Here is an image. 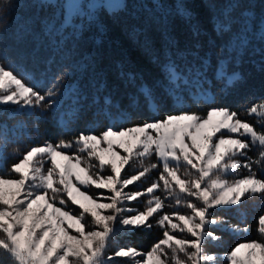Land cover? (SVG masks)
I'll return each instance as SVG.
<instances>
[{
    "label": "snow or ice",
    "instance_id": "snow-or-ice-1",
    "mask_svg": "<svg viewBox=\"0 0 264 264\" xmlns=\"http://www.w3.org/2000/svg\"><path fill=\"white\" fill-rule=\"evenodd\" d=\"M8 2L0 0L4 5ZM238 4L239 0H228V5L215 18L214 31L220 35L232 31L233 13ZM40 6L62 9L59 28L54 23H45L49 35L54 29L62 34L69 27L76 32L98 24L95 10L102 7L94 0H58L57 3L41 0ZM107 7L111 11L126 8V4L116 0ZM175 13L188 24L195 48L202 31L195 9L185 0H176ZM74 17H79L81 23H74ZM241 20L242 31L232 42L233 52L246 48L251 38H258L264 44V18L257 21L252 11L246 10ZM3 24L0 16V31ZM3 60L0 51V105L11 104L21 109L54 106L53 89L41 94L10 66L6 68ZM163 67L169 94L182 106L179 86L187 83V79L177 71L175 60L166 58ZM218 75L226 86L240 79L238 73L229 75L223 66L218 68ZM124 78L135 79L127 72ZM142 93L156 110L152 89L145 87ZM105 104H110L107 98ZM245 112L264 118V101ZM7 131L6 127H0V144L8 142ZM249 148L258 149L256 159L247 157ZM68 150H72L71 154ZM152 155L162 165L158 181L143 192L124 191L158 168V164L143 167L130 177L122 174L125 166ZM240 157H245L246 162ZM0 159H6L2 149ZM253 164L264 167V125L258 131L227 107L210 108L206 116L181 110L128 128L109 127L99 136L81 133L72 140L62 139L55 144L46 141L33 146L0 175V264L5 260L10 264H111L116 257L129 258L134 264H203L205 261L214 264L217 258L203 253V243L206 238L219 239L208 231V226L221 220L211 218L210 210L238 205L246 196H264V178L251 171ZM241 166L249 170L248 175L227 179L238 173ZM160 182L161 190L174 199L175 206L188 211L159 216L156 223L164 229L163 238L146 253L132 247H118L112 255H106L109 241L122 229L151 228L149 219L165 207L161 197L153 195L161 188ZM91 188L107 189L111 193L106 197L109 202H100L102 194L97 196L83 190ZM145 194L151 199L144 211L132 214V209L123 207L125 201ZM173 217L177 222H173ZM232 230L239 229L232 226ZM257 231L264 237V215L258 217ZM177 232L185 235L177 236L174 234ZM226 260L228 264H264V239L239 243L227 253Z\"/></svg>",
    "mask_w": 264,
    "mask_h": 264
},
{
    "label": "trees",
    "instance_id": "trees-1",
    "mask_svg": "<svg viewBox=\"0 0 264 264\" xmlns=\"http://www.w3.org/2000/svg\"><path fill=\"white\" fill-rule=\"evenodd\" d=\"M185 2L195 9L202 29L195 48L188 24L175 13L176 0H124L126 8L96 9V25L76 32L69 27L62 34L54 29L51 35L44 25L51 22L59 28L61 8H42L41 0L0 3V16L4 19L0 51L4 66H10L41 94L50 88L56 93L51 97L54 106L47 109L17 110L0 106V127L8 130V142L0 144L2 156L6 158L0 159V175L22 159L31 147L46 141L55 144L62 139L72 140L81 133L99 136L109 127L128 128L181 110L206 116L210 108L227 107L260 130L256 117L248 115L245 109L264 101V44L258 38H251L246 48L233 52L232 42L242 31V13L251 10L257 21L264 18V0H239L233 13L234 27L225 35L214 31V25L228 0ZM74 23L80 24L81 19L74 17ZM166 58L175 60L177 71L187 79V83L179 86L184 100L182 106L169 94L163 67ZM220 66L229 75L238 73L239 81L226 86L218 75ZM125 72L135 79L124 78ZM145 87L153 91L156 110L142 93ZM105 98L110 104H105ZM68 151L71 154L72 150ZM146 164H158V168L146 174L138 186L140 190L158 181L162 170L156 156L135 169L142 171L148 167ZM262 169L253 164L251 171L264 178ZM155 195L164 201L163 214L180 211L181 206H175L174 199L166 192L159 190ZM145 205L141 203L138 207L143 210ZM216 211L212 218L223 220L220 224L229 228L219 225L209 228L215 236H221L223 244H203L204 253H229L239 243L264 239L257 231L258 217L264 214V196H246L237 207ZM154 221L148 222L151 228H137L125 236V241L143 253L149 251L163 238L164 229L157 228ZM232 226L239 230L233 231ZM4 264L10 262L5 260ZM111 264L132 263L114 260Z\"/></svg>",
    "mask_w": 264,
    "mask_h": 264
},
{
    "label": "rangeland",
    "instance_id": "rangeland-1",
    "mask_svg": "<svg viewBox=\"0 0 264 264\" xmlns=\"http://www.w3.org/2000/svg\"><path fill=\"white\" fill-rule=\"evenodd\" d=\"M48 2V0H45ZM56 0H51V2H55ZM95 3H97L98 5H101L102 7H104L105 9L109 10V8L107 7L108 4L110 3H114L116 2V0H94ZM123 3H124V0H123ZM98 9V8H97ZM115 10V9H114ZM96 11V10H95ZM0 106H9V107H14L15 109L17 110H20L21 108H19L18 106L16 105H0ZM24 110H30V109H24ZM252 116H255V115H252ZM257 121H256V124L257 126L260 128L261 130V126L264 125V118H261V117H257L255 116ZM255 127V126H254ZM256 128V127H255ZM258 130V129H257ZM259 131V130H258ZM118 151L121 152V154H123V150L122 149H118ZM155 155H152V156H148V157H144L142 160H134L133 162H131L129 165H126L125 166V170H124V173H122L123 175H126V176H131V175H135L137 174L139 171L138 169H135V167H138L140 164H142V162L144 163H149V161L151 160V157H153ZM258 156V149H255V148H249L247 150V157H251L253 160L256 159ZM156 159L158 160V158L156 157ZM239 159H241L242 162H246V158L245 157H240ZM159 162V161H158ZM148 166V164H146ZM262 173L264 172V169H262L261 171ZM248 175L249 173V170L248 169H245L243 168L242 166L239 168L238 170V173L234 174V175H229L227 177V179L229 180H232V179H235V178H239V177H243L245 176L246 174ZM245 174V175H244ZM146 177H143L141 178V180L137 181V182H134L133 185H129L126 189H124V191H141L143 192L145 189H147L149 186L145 187L143 190H140L138 188L139 185L142 184V180H145ZM83 190H86V191H89L90 194H93V195H97V196H100L102 194V197H101V200L100 202H104V203H107L109 202L106 197L110 196L111 193L107 191V189H95V188H91V189H83ZM161 189H157L154 191L153 195L156 194V191H159ZM151 199V197L147 194H145L144 196L142 197H139L137 198L136 200H133V201H125L123 203V207L125 208H130L133 210V213L132 214H135V212L137 211H144L145 208H146V205L144 206V209H140V204L142 203V205L144 203H147V201ZM70 204V202H69ZM59 206V205H58ZM237 207V205H233V206H228V207H220V208H216V209H211L210 210V217L212 218L214 215L217 214V211L216 210H221L222 212L223 211H228L229 209H233ZM71 208H75V206H71ZM188 211L187 209L183 208L181 206V209H180V212L183 214L184 212ZM173 211H170V214L172 213ZM163 215V209L160 211V213L158 214H154V217L150 218V220H155L153 223L157 226V219H159V216ZM264 215V214H263ZM148 221V222H149ZM173 222H177L175 220V217H173ZM223 222V220L221 221ZM219 225L220 227H222L223 229H228L229 227H227L224 223L222 224H217ZM214 225H210L208 226V231H209V228H213ZM141 228V227H139ZM157 228H159L157 226ZM137 228H127V229H122L121 231H119L115 236H113V238L109 241V247L108 249L106 250V255H112L113 252L118 248V247H131L130 244H128L126 241H125V236H128V235H131L133 234V232L136 230ZM230 230V229H229ZM175 235L177 236H181V235H185V234H181V233H174ZM219 239L218 240H212L211 238H206L205 239V242L203 244L205 245H210L211 243L212 244H216V243H221L223 244V242L221 241V236H218ZM187 238H191V237H187ZM124 239V240H123ZM223 246V245H222ZM133 248V247H132ZM139 251V250H138ZM141 252V251H139ZM143 253V252H141ZM204 253V251H203ZM204 254H212V253H204ZM214 255L217 259L215 260L214 264H228L227 260H226V255L227 253H223V254H212ZM181 258L183 259V255L181 254ZM135 259H142V257H136ZM114 260H124V261H127V262H130L132 264H134V261L129 259V258H122V257H116L114 258L111 262H113ZM203 264H209V262H203Z\"/></svg>",
    "mask_w": 264,
    "mask_h": 264
}]
</instances>
